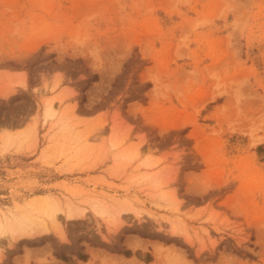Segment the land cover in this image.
Returning <instances> with one entry per match:
<instances>
[{
  "label": "rangeland",
  "instance_id": "374dc122",
  "mask_svg": "<svg viewBox=\"0 0 264 264\" xmlns=\"http://www.w3.org/2000/svg\"><path fill=\"white\" fill-rule=\"evenodd\" d=\"M1 227L0 264H264V0H0Z\"/></svg>",
  "mask_w": 264,
  "mask_h": 264
},
{
  "label": "bare ground",
  "instance_id": "6f19581e",
  "mask_svg": "<svg viewBox=\"0 0 264 264\" xmlns=\"http://www.w3.org/2000/svg\"><path fill=\"white\" fill-rule=\"evenodd\" d=\"M48 104L45 105V109H44V114H45V118H47L48 116L53 115L51 113V108H52V103L47 102ZM10 137V136H9ZM47 198V197H46ZM41 200L43 203L49 204L48 201H46V199L44 198L43 195H39V196H35V198H33V202ZM49 200V199H48ZM34 202V203H35ZM42 204V203H41ZM28 206V205H27ZM33 206V204H32ZM73 206V205H72ZM72 206H69L68 211H67V215L68 217L72 218L75 216H81L84 213V209H80L78 210L77 208H74ZM51 207H53L52 213H51V218L55 217L57 215V213H59V211L61 210V207L59 205V203L56 201L53 205H51ZM64 210V209H63ZM86 212V211H85ZM100 214L104 213V210H101L99 212ZM30 214V213H29ZM107 215V214H104ZM112 216V215H111ZM112 218V217H111ZM27 220V217L25 218ZM56 219V218H55ZM113 219V218H112ZM29 220V219H28ZM54 220V219H53ZM17 221V220H16ZM6 222V221H5ZM12 222L9 221V224H5V230L7 233L11 232L12 234L16 235V236H28V235H33L36 230L38 229V227L36 228L35 226L29 224V222H24L23 220L18 221V223L16 225L15 222L14 224H11ZM46 228V227H45ZM47 229V228H46ZM46 229H42L43 231H45ZM2 230V227L0 228V231ZM177 230V229H176ZM175 231V230H174ZM38 232V230H37ZM3 234V231H2ZM45 234V233H44ZM13 235V236H14ZM64 235V234H63ZM14 238V237H13ZM139 244V243H138ZM162 249V248H161ZM160 249V250H161Z\"/></svg>",
  "mask_w": 264,
  "mask_h": 264
},
{
  "label": "crops",
  "instance_id": "0c3cea01",
  "mask_svg": "<svg viewBox=\"0 0 264 264\" xmlns=\"http://www.w3.org/2000/svg\"><path fill=\"white\" fill-rule=\"evenodd\" d=\"M128 239L132 241L133 244H137L136 249L145 250L143 246L144 243L142 242L144 240L142 238L130 236ZM142 255H143L142 258H144L147 255V253L142 252ZM128 259L132 260L131 262L132 264H146V261L144 259L138 258L136 256L127 257L124 254L112 253L103 250L89 251V256L86 260H78L77 262L78 264H89L90 262H93L94 264H102L105 261L108 262L107 264H110V261H115L117 264H127L126 260Z\"/></svg>",
  "mask_w": 264,
  "mask_h": 264
},
{
  "label": "trees",
  "instance_id": "16d2710c",
  "mask_svg": "<svg viewBox=\"0 0 264 264\" xmlns=\"http://www.w3.org/2000/svg\"><path fill=\"white\" fill-rule=\"evenodd\" d=\"M125 253H128V252H125Z\"/></svg>",
  "mask_w": 264,
  "mask_h": 264
}]
</instances>
